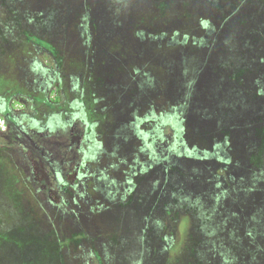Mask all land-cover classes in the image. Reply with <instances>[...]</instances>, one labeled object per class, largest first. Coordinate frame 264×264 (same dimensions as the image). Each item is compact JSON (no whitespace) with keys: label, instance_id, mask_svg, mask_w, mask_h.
Here are the masks:
<instances>
[{"label":"rangeland","instance_id":"rangeland-1","mask_svg":"<svg viewBox=\"0 0 264 264\" xmlns=\"http://www.w3.org/2000/svg\"><path fill=\"white\" fill-rule=\"evenodd\" d=\"M28 55L78 92L105 162L129 170L151 107H184V153L169 124L134 188L64 214L0 152V264H264V0H0L1 97Z\"/></svg>","mask_w":264,"mask_h":264},{"label":"flooded vegetation","instance_id":"flooded-vegetation-1","mask_svg":"<svg viewBox=\"0 0 264 264\" xmlns=\"http://www.w3.org/2000/svg\"><path fill=\"white\" fill-rule=\"evenodd\" d=\"M17 71L21 76L17 85L24 93L19 87L17 93L7 99L0 96V116L9 132V137L1 136L9 141L6 146H0V152L8 153L33 193L32 198L48 211L65 214L68 205L77 200L83 205L97 198L110 202L120 191L127 193L134 188L133 179L137 174L163 161L157 156L159 135L156 133L164 127L172 125L175 129L172 145L165 154L176 159L184 153L181 127L175 117L184 107H170L166 115L159 117H152L151 107L142 119H135L130 126L140 146L139 157L134 156L129 170H125L127 164L123 160L118 166L105 162L107 154L98 142L103 135L97 133L96 123L89 121V112L79 102L78 92L65 89L62 79L53 75L52 67L47 68L32 55L23 60V66ZM29 75L33 76L30 81ZM15 101L18 106L13 108ZM143 124L152 125L151 131L142 133L139 127ZM109 131L111 129L105 132L107 138ZM213 148V155L222 156L225 139ZM140 156L147 161L139 163ZM137 182L139 184L140 180Z\"/></svg>","mask_w":264,"mask_h":264},{"label":"trees","instance_id":"trees-1","mask_svg":"<svg viewBox=\"0 0 264 264\" xmlns=\"http://www.w3.org/2000/svg\"><path fill=\"white\" fill-rule=\"evenodd\" d=\"M166 4V6H169V3L167 4V3H165ZM166 6H165V8H164V10L166 9ZM166 11V10H165Z\"/></svg>","mask_w":264,"mask_h":264}]
</instances>
